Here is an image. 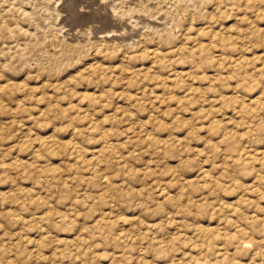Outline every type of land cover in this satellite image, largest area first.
Listing matches in <instances>:
<instances>
[{"label": "rangeland", "instance_id": "obj_1", "mask_svg": "<svg viewBox=\"0 0 264 264\" xmlns=\"http://www.w3.org/2000/svg\"><path fill=\"white\" fill-rule=\"evenodd\" d=\"M0 264H264V0H0Z\"/></svg>", "mask_w": 264, "mask_h": 264}]
</instances>
